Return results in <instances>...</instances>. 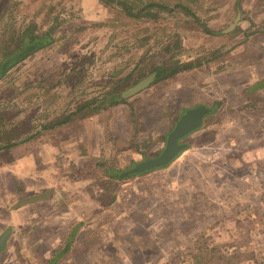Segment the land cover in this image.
<instances>
[{
  "label": "rangeland",
  "instance_id": "rangeland-1",
  "mask_svg": "<svg viewBox=\"0 0 264 264\" xmlns=\"http://www.w3.org/2000/svg\"><path fill=\"white\" fill-rule=\"evenodd\" d=\"M154 1L180 2L198 21L178 7L133 19L100 0H0V62L25 31L50 39L0 79V125L38 134L0 151V264H50L54 249L52 264H218L244 233L234 264H264V88L250 90L264 77V0H239V17L235 0ZM207 57L72 114L154 65ZM195 105L211 111L170 163L110 177L158 155Z\"/></svg>",
  "mask_w": 264,
  "mask_h": 264
},
{
  "label": "trees",
  "instance_id": "trees-1",
  "mask_svg": "<svg viewBox=\"0 0 264 264\" xmlns=\"http://www.w3.org/2000/svg\"><path fill=\"white\" fill-rule=\"evenodd\" d=\"M106 5H115L117 7H120L124 13L125 16H128L133 19H138L140 17H148V18H157L158 16V11H168L172 12L174 7H178L181 10L184 11L186 14H190L194 20L198 21L197 17L195 16L194 13H192L188 7L182 3H176L173 7H169L167 4L157 2L154 0H100ZM238 1L235 0V8L237 11L238 8ZM156 10V11H155ZM237 17H239V11H237L236 14ZM202 31L206 34H216L215 31L212 32L210 28H208L206 25L202 26ZM50 42L49 37L47 38L46 36H36L32 35L28 31L23 32L19 39V49H15L11 54L5 56L3 60L0 62V79L3 77V75L6 73V71L12 67L14 64H16L19 60L23 59L25 56L29 55L31 52L43 47L45 43ZM213 57H207V59L199 60L198 62H174L171 65H165V64H157L154 65L153 67L150 68L149 72L147 75H152V80L150 83L158 82L161 80L169 79L175 76L176 74L187 70L191 68H195L197 66H200L202 63L208 62V59H212ZM210 61V60H209ZM136 82V81H135ZM264 88V78L258 79L256 82H254L250 88V90H258ZM117 98H121L122 96L119 94H112L108 99H102L97 103V105H94L89 109V106L94 102L93 100H87L85 101L82 105L78 106L77 109L74 111L76 112L81 111L83 108H87L90 113H94L98 111L99 108H101L104 104L110 102L111 104H115L117 101ZM70 114H67L65 117L62 119H54L51 122L42 124L43 128L46 129H53L56 126H59L65 122L68 121ZM86 116V114H85ZM1 121V118H0ZM35 133L34 135H22V134H15L13 131H9L8 129H4L3 124L0 125V151L2 150H7L12 147L17 146L18 144L27 142L31 140L34 137H38V134ZM166 166V165H165ZM118 174V173H117ZM110 175L112 178H118V175ZM75 233V228H73L70 231V238L74 235ZM244 244L242 246L236 247L234 251H231L230 253L222 252L219 255H214L213 258L216 260L218 264H234L235 260L237 258H241L243 256L242 254V248L243 246H247L250 243V240L246 237L244 233ZM205 238L204 234H200V239ZM206 244L205 247L204 243L200 244V252L203 250H206L205 248H208L209 245L207 244V240L205 238L204 241ZM205 247V248H204ZM216 248H219L218 251L221 249L220 246H216ZM246 248V247H244ZM61 252L54 251L53 252V257L56 258L59 256ZM190 259H196L197 257L193 254H189ZM53 259L50 261V264L53 263ZM200 264H206V263H200Z\"/></svg>",
  "mask_w": 264,
  "mask_h": 264
},
{
  "label": "water",
  "instance_id": "water-1",
  "mask_svg": "<svg viewBox=\"0 0 264 264\" xmlns=\"http://www.w3.org/2000/svg\"><path fill=\"white\" fill-rule=\"evenodd\" d=\"M237 19H235L236 21ZM233 21L223 32L231 30L235 24ZM152 75H148L133 86L129 87L121 93V96H128L146 87L150 84ZM211 109L205 105H195L190 108L184 109L181 115L176 120L171 131L166 135L165 144L160 153L156 156L145 158L128 169L121 171L118 177H126L132 174L142 173L151 169L163 167L170 163L182 150L185 149V144L181 140L198 129ZM7 232L0 237V249L3 248Z\"/></svg>",
  "mask_w": 264,
  "mask_h": 264
},
{
  "label": "crops",
  "instance_id": "crops-1",
  "mask_svg": "<svg viewBox=\"0 0 264 264\" xmlns=\"http://www.w3.org/2000/svg\"><path fill=\"white\" fill-rule=\"evenodd\" d=\"M264 78V77H263ZM72 229H70L69 230V232H68V235H67V238L70 236V231H71ZM1 249H3V248H1ZM1 249H0V251H1ZM55 250V249H54ZM54 250H52V252H51V255H50V257H49V259L48 260H55V258L53 257V252H54ZM50 261H47V262H50ZM54 262V261H53Z\"/></svg>",
  "mask_w": 264,
  "mask_h": 264
},
{
  "label": "flooded vegetation",
  "instance_id": "flooded-vegetation-1",
  "mask_svg": "<svg viewBox=\"0 0 264 264\" xmlns=\"http://www.w3.org/2000/svg\"><path fill=\"white\" fill-rule=\"evenodd\" d=\"M205 116H206V115H205ZM205 116H204V117H205ZM174 124H175V123H174ZM173 126H174V125H173Z\"/></svg>",
  "mask_w": 264,
  "mask_h": 264
}]
</instances>
